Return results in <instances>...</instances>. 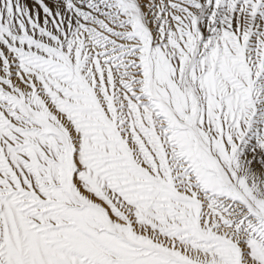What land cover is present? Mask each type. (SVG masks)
<instances>
[{
    "label": "snow or ice",
    "instance_id": "1",
    "mask_svg": "<svg viewBox=\"0 0 264 264\" xmlns=\"http://www.w3.org/2000/svg\"><path fill=\"white\" fill-rule=\"evenodd\" d=\"M0 264H264V0H0Z\"/></svg>",
    "mask_w": 264,
    "mask_h": 264
}]
</instances>
